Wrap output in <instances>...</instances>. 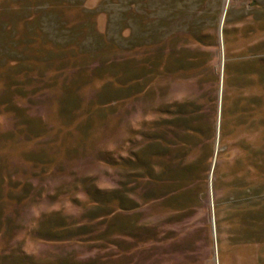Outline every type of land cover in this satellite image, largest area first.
Masks as SVG:
<instances>
[{
    "label": "rangeland",
    "instance_id": "1",
    "mask_svg": "<svg viewBox=\"0 0 264 264\" xmlns=\"http://www.w3.org/2000/svg\"><path fill=\"white\" fill-rule=\"evenodd\" d=\"M0 264H264V0H0Z\"/></svg>",
    "mask_w": 264,
    "mask_h": 264
},
{
    "label": "trees",
    "instance_id": "2",
    "mask_svg": "<svg viewBox=\"0 0 264 264\" xmlns=\"http://www.w3.org/2000/svg\"><path fill=\"white\" fill-rule=\"evenodd\" d=\"M203 37L206 38L207 36H202L200 38H203ZM225 71H227V65L224 66V82H223L222 91H221V93H222L221 94V105H220V110H219L220 123H219L218 135H219L220 139H222V137L225 135V124H226V117L225 116H226V113H228V112L233 113L234 112V107H230V109H228V107H227V98H228V96H227V85H228V83H227V76L225 74ZM204 96L205 95L198 96V98H194L193 100H190L189 102H187V104L185 106H183L182 108H177V110L172 112V114L175 116L174 119H171V120L164 122V125L175 129V128H179L178 127L179 124L177 122H180L183 125L182 131L185 134H188L193 139H199L201 136V126L199 124V122L201 121L200 119H203L204 117L209 118L210 115H213V117L216 115V103H217L216 97L214 98V97L209 96L206 98ZM245 98L246 97L243 96L242 99H245ZM254 111H255L254 107H252L251 108V115L256 113ZM212 131H214V128ZM157 139H158V137H157ZM196 142L200 143V140H198ZM196 142L189 147L190 151H192V149L196 146ZM178 143H181V142H178V141L172 142V144H174V145H176V144L178 145ZM207 157H208V155H207ZM210 157H212V153L209 154V158ZM196 165H200V164H199V162L194 161V162L189 164V168L191 169L192 167H195ZM208 171H209V168H207L205 170V172H207V173H208ZM190 174L191 173H188V177ZM137 176H135V179ZM133 178H134V176H133ZM154 179L152 181H155V182L160 181V178H157V179L154 178ZM203 179L204 180L206 179V174H205V177H203ZM194 180L191 178L187 179V182L184 185H182L181 187H179V189L186 191L188 193V195L191 197V201L193 199H195V201L196 200L199 201L202 198V194H200V195L198 194V192L196 190L197 188L194 184ZM134 183L137 185V180ZM149 183L150 182H147V184H149ZM136 185L133 188H131L130 190L133 191L135 189ZM179 189H176V190L179 191ZM130 190H128V191H130ZM160 196H163V195H153V196H149L146 198L148 201H150V200H155L157 198H160ZM113 199L117 200L118 210L128 211V210L134 209V207H132V206L125 205L123 203V197H121V196H119V197L114 196L111 199L108 197V200H106V202L102 203V204H100L101 201L99 199H97L100 203L98 204V202H95V203H97L96 207L106 206L105 209L107 210V213H105L102 216L96 215L97 217H100V219L103 218L102 219L103 222H106V223L109 222L111 217H112L111 214L112 213L114 214V209H113L114 207L108 206V204L110 202H112ZM127 199L129 201V203H134V200H132L131 198H127ZM146 201H144V202H146ZM189 206L190 205L184 206L186 208H184L183 211L186 212V210H187V215H185V217L190 216L191 215L190 213H192V211L190 213L188 212L189 208H190ZM96 209H97V211H99L98 208H95V210ZM107 215H110V216L107 217ZM97 217H95V218H97ZM88 218L91 219V216H89ZM113 218H115V217H113ZM100 223H101V220L98 221V224H100ZM130 236H132V235H130ZM153 240H155V238Z\"/></svg>",
    "mask_w": 264,
    "mask_h": 264
},
{
    "label": "water",
    "instance_id": "3",
    "mask_svg": "<svg viewBox=\"0 0 264 264\" xmlns=\"http://www.w3.org/2000/svg\"><path fill=\"white\" fill-rule=\"evenodd\" d=\"M221 25H222V19H221L220 26H219V30L220 31H221Z\"/></svg>",
    "mask_w": 264,
    "mask_h": 264
}]
</instances>
